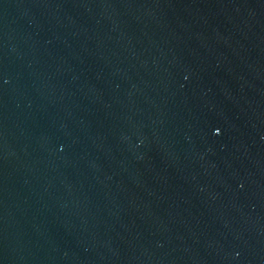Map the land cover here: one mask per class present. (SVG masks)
<instances>
[{"label":"water","instance_id":"obj_1","mask_svg":"<svg viewBox=\"0 0 264 264\" xmlns=\"http://www.w3.org/2000/svg\"><path fill=\"white\" fill-rule=\"evenodd\" d=\"M0 264H264V0H0Z\"/></svg>","mask_w":264,"mask_h":264}]
</instances>
